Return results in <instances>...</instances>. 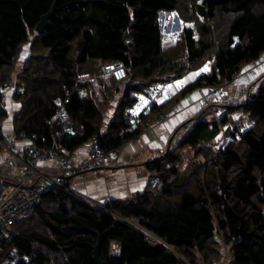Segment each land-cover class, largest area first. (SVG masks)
<instances>
[{"label": "trees", "instance_id": "1", "mask_svg": "<svg viewBox=\"0 0 264 264\" xmlns=\"http://www.w3.org/2000/svg\"><path fill=\"white\" fill-rule=\"evenodd\" d=\"M55 1L0 0V135L9 118L6 93L13 89V133L42 148L60 146L66 155L94 137L106 151L119 149L182 98L220 86L264 57V0H205L203 17L200 0H58L48 29L38 33ZM167 12L178 13L181 23L174 42L166 41L162 26ZM27 45L29 56L18 68ZM119 63L127 71L124 80L100 78L107 65ZM208 63L209 72L172 99L151 100L153 87ZM87 72L98 76L95 84L80 83ZM261 81L241 86L238 104L215 102L222 119L203 108L176 130L163 157L147 164L164 184L158 196L148 189L131 201L99 206L53 189L28 221L6 230L0 264H97L100 239L103 264H215L223 243L230 246L228 264H264ZM135 92L148 95L150 105L129 127L124 112L137 101ZM60 108L67 112L62 121L56 119ZM232 111L241 112L242 122L228 130L223 148L216 138ZM184 156L191 158L187 171H181ZM64 186L71 188L69 181Z\"/></svg>", "mask_w": 264, "mask_h": 264}, {"label": "built area", "instance_id": "2", "mask_svg": "<svg viewBox=\"0 0 264 264\" xmlns=\"http://www.w3.org/2000/svg\"><path fill=\"white\" fill-rule=\"evenodd\" d=\"M177 37L175 34L167 35L166 41L174 42ZM258 66L264 70V57L258 60ZM239 76L238 73L220 86L208 87L202 106L213 110L211 99L218 100L222 97L227 88L240 79ZM126 77V68L121 63L107 65L100 75L105 81L111 79L122 81ZM79 81L82 85L95 84L98 76L87 72L81 75ZM174 87L181 90L179 83L174 85L167 82L160 83L152 88L151 100L159 103L172 99L175 96ZM58 105L61 107V103ZM224 114V111H221L220 114L214 113L213 116L219 120ZM66 118L67 112L60 108L56 119L62 121ZM124 119L129 127L136 125V118L129 108L124 112ZM236 137L239 139L238 135ZM87 146H89L87 155L77 160L74 154L66 155L60 146L42 148L35 140L25 138L24 134L20 137L13 132L0 135V239L5 236L9 227L28 221L42 197L53 189H65L76 197L92 203L88 198L75 193L72 188H66L64 186L66 177H76L105 169H119L123 166V162L120 158V148L106 151L100 147L97 137H94ZM163 185L158 177L149 178L148 189L153 195L158 196ZM113 252H119L118 246H115Z\"/></svg>", "mask_w": 264, "mask_h": 264}, {"label": "crops", "instance_id": "3", "mask_svg": "<svg viewBox=\"0 0 264 264\" xmlns=\"http://www.w3.org/2000/svg\"><path fill=\"white\" fill-rule=\"evenodd\" d=\"M164 29L167 30V27H164ZM207 72L209 71L206 69L204 73ZM239 74L240 79L233 84L234 86H232L230 90H227L218 100L217 98L211 99L212 102L214 101L212 106H214L215 102L220 100L224 101L226 98L228 100V105L238 104L244 98V94L240 91L241 86L250 85L259 78H262L261 83L264 82V70L258 66V61L245 66ZM199 76L200 74H189L181 79L179 82L181 89L187 84L193 83ZM206 95L207 88H202L182 98L168 114L151 124L142 135L120 148V158L123 162L121 168L87 172L72 177L71 182L73 184H71V187L74 186L72 189L99 206L105 205L111 201H131L135 197L143 195L148 190V181L152 175V170L147 164L154 162L157 158L162 157L164 152L168 151L170 141L176 130L185 122L195 118L204 108L202 106V100ZM10 99L9 97L8 102ZM11 103L9 102L8 107L12 110H17L18 108L16 105L14 106V104ZM118 103L119 101L116 104ZM149 105L150 100L149 103H146V105L140 108L138 113L134 114V116L136 115L138 117L143 112L147 111ZM212 108L213 110L210 109L209 111L215 120L213 115L214 113L220 114V108ZM110 112L111 110L108 113ZM108 113L106 116L109 115ZM113 116L114 114H111L109 118H105L107 125L110 123ZM166 116H168L167 119ZM219 119H222L221 116ZM6 121L3 125L2 132L7 135L12 133L14 129L13 124L8 126ZM241 122V112L232 111L227 118V124L222 126L220 135L216 138V142L223 139L224 135H221L223 132L227 133L224 140L226 138L228 139L230 137L228 130H235V125ZM88 147L89 146L85 145L80 150L73 153L78 158L77 160L87 155Z\"/></svg>", "mask_w": 264, "mask_h": 264}, {"label": "rangeland", "instance_id": "4", "mask_svg": "<svg viewBox=\"0 0 264 264\" xmlns=\"http://www.w3.org/2000/svg\"><path fill=\"white\" fill-rule=\"evenodd\" d=\"M162 18H163V22H164V24H163V26L164 27H167V31L169 32V34L168 35H170V34H175L176 35V37L177 36H179V27H180V25H181V23L178 21V14H176V13H164V14H162ZM166 31V30H165ZM178 38V37H177ZM176 41V40H175ZM29 49H30V45H27V46H25L24 48H23V50H22V53H21V56H20V58H19V61H18V63H17V65H18V68H20L21 66H22V64L24 63V61L28 58V56H29ZM210 64L211 63H208L207 65H205L203 68H201L199 71H196V72H192V73H190V74H202V73H204L205 71H206V69H207V71H209V68H210ZM204 71V72H203ZM189 75V74H188ZM180 82V80H174V81H171L170 83L171 84H173L174 85V83H179ZM167 83H169V82H167ZM232 86H234V85H231V86H229L228 88H227V90H230V88L232 87ZM174 89V95H177V94H179V92L181 91V90H177V88H173ZM13 92V89H11V90H9L7 93H6V98L7 99H9V97L11 98V93ZM134 95L137 97V102L134 104V106H132V113L133 114H137L138 113V111L140 110V108H142L144 105H146V103L148 104L149 103V98H148V95H146V94H143V93H140V92H135L134 93ZM11 101H12V99H10V103H11ZM117 103V102H116ZM115 102L110 106V110H111V112L110 113H108L109 115H113L114 114V112H115V109H116V106H117V104H116ZM12 104V103H11ZM109 110V111H110ZM7 111H8V114H9V118L7 119V121H6V124L8 125V126H10L11 124H13V117H14V114H15V111L14 110H12V109H10V107H8V102H7ZM109 115L108 116H106L105 118H109ZM106 126H107V123H106V121H105V128H106ZM221 135H224V137H223V139L221 140V141H219V142H217V144H218V146H220V147H222L223 146V144L225 143V140H224V138L226 137V135H227V133L226 132H223ZM190 155L192 156L193 155V152L191 153L190 152ZM190 160H191V158L190 157H188V156H184V158H183V161L181 162V171H187L188 170V168H189V163H190ZM160 179V178H159ZM191 179H193V177L192 178H190V180ZM161 180V179H160ZM162 181V180H161ZM70 182V186H71V184H73L72 182H71V180L69 181ZM72 187H74V186H72ZM71 187V188H72ZM131 225H133V226H135L136 227V225H134V223L133 222H131V221H128ZM19 226V225H18ZM18 226L16 227V228H18ZM10 229H12V231H14V229H15V226H13V227H9L8 228V230H10ZM219 241H221L222 242V240H219ZM114 248H115V246H114ZM220 251H221V254H222V257H221V259L218 261V262H215V264H228L229 263V260H230V246H227V245H225L224 243L222 244V246L220 247Z\"/></svg>", "mask_w": 264, "mask_h": 264}, {"label": "water", "instance_id": "5", "mask_svg": "<svg viewBox=\"0 0 264 264\" xmlns=\"http://www.w3.org/2000/svg\"><path fill=\"white\" fill-rule=\"evenodd\" d=\"M58 5V0L55 1L52 10L46 14L45 16L42 17V20L40 21V23L37 26V32L38 33H43L44 31H46L49 27V22L50 20L54 17L55 12H56V8ZM205 0H200L199 2V9H198V14L203 17L205 15ZM72 179V177H66L67 181H70ZM102 247V239L99 240V243L96 246L95 249V261L97 264H103L100 260V250Z\"/></svg>", "mask_w": 264, "mask_h": 264}, {"label": "bare ground", "instance_id": "6", "mask_svg": "<svg viewBox=\"0 0 264 264\" xmlns=\"http://www.w3.org/2000/svg\"><path fill=\"white\" fill-rule=\"evenodd\" d=\"M175 11H176V10H175ZM177 14H178V13H177ZM185 57H186V56H185ZM186 60H187V59H186ZM235 135H236V136H237V135L239 136V134H238L237 132L235 133Z\"/></svg>", "mask_w": 264, "mask_h": 264}]
</instances>
